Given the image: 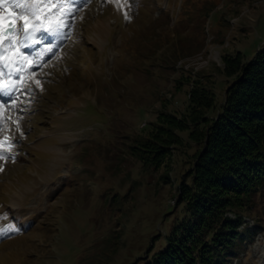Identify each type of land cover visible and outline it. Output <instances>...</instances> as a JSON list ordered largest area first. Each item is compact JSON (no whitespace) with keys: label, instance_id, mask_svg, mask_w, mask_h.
<instances>
[{"label":"rangeland","instance_id":"obj_1","mask_svg":"<svg viewBox=\"0 0 264 264\" xmlns=\"http://www.w3.org/2000/svg\"><path fill=\"white\" fill-rule=\"evenodd\" d=\"M68 7L60 35L25 50L34 67L0 106V152L15 157L0 160V229L19 228L0 232V264H146L184 217L177 186L197 145L177 131L183 147L160 168L130 146L160 112L185 116L196 87L222 101L232 62L264 45V0H69L61 13ZM4 11L22 9L0 0ZM242 218L258 232L225 264H264V189Z\"/></svg>","mask_w":264,"mask_h":264},{"label":"trees","instance_id":"obj_2","mask_svg":"<svg viewBox=\"0 0 264 264\" xmlns=\"http://www.w3.org/2000/svg\"><path fill=\"white\" fill-rule=\"evenodd\" d=\"M232 63L237 77L219 104L196 87L185 116L160 112L152 132L130 146L143 166L160 168L183 147L177 131L197 145L177 186L184 217L146 264H225L258 232L242 212L264 189V45L249 63ZM212 110L214 117L206 116Z\"/></svg>","mask_w":264,"mask_h":264},{"label":"snow or ice","instance_id":"obj_3","mask_svg":"<svg viewBox=\"0 0 264 264\" xmlns=\"http://www.w3.org/2000/svg\"><path fill=\"white\" fill-rule=\"evenodd\" d=\"M15 7L22 9L20 13V19L23 20V24L21 27L17 29H12L11 34L19 35L21 37L16 43H18L21 49H32L34 47L31 41L33 38L37 36L38 33H43L46 35H41L40 39L36 40V43H41L42 40H46L48 36H58L61 33V29L66 26L65 18L71 15L73 9L68 7L66 11L61 13V8H65L69 4V0H13ZM44 9L43 19L48 20L54 16L59 15L60 20L57 24H54L51 28H44L43 25L39 22V17H41V10ZM47 9H52V11H47ZM25 27L28 28L25 31ZM13 46L12 40L8 41V47L11 48ZM53 51L52 47L41 48L40 50L33 53V55L39 60L40 57L46 55L47 53H51ZM0 54H3L0 51ZM23 54V53H22ZM23 61L20 62L19 67L21 72L23 71ZM4 68H7V65H4ZM0 75H7L11 78L13 75L19 76L20 73H12V72H2L0 71ZM37 86H39V81H36ZM24 90L31 93L32 89L27 85L23 86ZM17 88L15 86L10 87L8 89H0V95L5 97L15 98V93L17 92ZM2 123V122H0ZM3 131V128L0 127V132ZM8 155L7 152H0V160L4 159L5 156ZM9 159H14V156L8 155ZM8 231H19V228H7L0 229V232H8Z\"/></svg>","mask_w":264,"mask_h":264},{"label":"bare ground","instance_id":"obj_4","mask_svg":"<svg viewBox=\"0 0 264 264\" xmlns=\"http://www.w3.org/2000/svg\"><path fill=\"white\" fill-rule=\"evenodd\" d=\"M64 11V9H63ZM43 10H41V17L40 18V21H41V24L43 25L44 28H47V24L49 26H51V23H49V21L52 19L54 21H57L56 17L55 18H51V19H48V20H44L43 19ZM8 11H4L3 13H0V51H2L3 54H0V69H4L2 72H12L10 70H8V66L12 65L15 61V57H14V51L15 50H19L18 48H16V41L18 40L16 35L15 34H5V29L7 27L6 23L9 21V20H15V17L18 19L17 23H21L23 20L20 19V14L19 15H13L12 17L13 18H10V15H8ZM58 19H59V15H57ZM14 23V28L16 27V25H18L17 23L13 22ZM35 40V38H33ZM9 40H12L13 42V46L11 48L8 47V41ZM7 55V56H5ZM7 57L6 61L4 63H1V58L3 57ZM27 64V63H26ZM4 65H7V68H4ZM13 73V72H12ZM14 79H15V76L13 75L11 78H9L7 75H0V89H2L1 85L2 84H5L7 83V88H10V87H13L15 85V82H14ZM8 97H5L3 95H0V104L1 102L3 101V99H6Z\"/></svg>","mask_w":264,"mask_h":264}]
</instances>
